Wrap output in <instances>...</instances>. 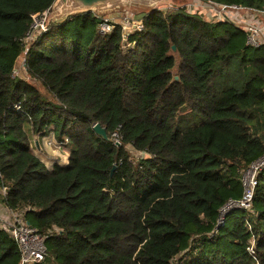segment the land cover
Returning a JSON list of instances; mask_svg holds the SVG:
<instances>
[{"label":"trees","instance_id":"obj_1","mask_svg":"<svg viewBox=\"0 0 264 264\" xmlns=\"http://www.w3.org/2000/svg\"><path fill=\"white\" fill-rule=\"evenodd\" d=\"M55 1L0 0L1 200L47 236L40 264H264V173L252 210L218 224L264 155V45L186 6L142 15L127 42L121 24L102 34L87 13L32 44L37 85L14 78L32 15ZM203 1L264 12V0ZM47 134L71 147L67 165L35 154ZM20 258L0 229V264Z\"/></svg>","mask_w":264,"mask_h":264},{"label":"built area","instance_id":"obj_2","mask_svg":"<svg viewBox=\"0 0 264 264\" xmlns=\"http://www.w3.org/2000/svg\"><path fill=\"white\" fill-rule=\"evenodd\" d=\"M216 6H221L223 17L226 20H221L220 22H228L227 11L228 9L233 10H242L241 6H223L214 3H210ZM227 9V10H226ZM51 9L47 10L44 13H38L32 15V24L30 30L27 32L23 43L25 45V61L23 69L26 67V55L34 42H36L44 33L47 32L50 23H48ZM252 10V9H246ZM254 12H259L252 10ZM125 14V13H123ZM134 16L131 13H126L121 17V25L124 31V41L127 42V39L130 35L132 24L134 22ZM100 20V32L106 34L111 32L114 29L113 22L109 19H104L103 16L97 17ZM140 26H135L132 30H138L139 32L144 29L143 22ZM256 24H237L240 28L246 31L247 33V42L248 45L253 47H259L264 45V30L263 27ZM130 44L127 43L125 48H129ZM18 71L16 67L13 71L12 76L16 78ZM18 110L21 109L20 105H16ZM114 142L120 144V139L117 134H114ZM142 153V152H141ZM143 154V153H142ZM140 154V156L142 155ZM264 173V155L250 164L242 172V186H243V195L240 199L229 200L220 210L219 225H224L227 216L236 211H251L252 203L255 195L256 187L259 183L260 176ZM5 189L0 190V229L4 230L18 245V248L21 252V258L19 264H40L44 262L47 258V236L42 235L36 228H34L25 218L24 212L14 211L5 205L1 200L2 193H5ZM252 254L254 253L253 248H251Z\"/></svg>","mask_w":264,"mask_h":264},{"label":"rangeland","instance_id":"obj_3","mask_svg":"<svg viewBox=\"0 0 264 264\" xmlns=\"http://www.w3.org/2000/svg\"><path fill=\"white\" fill-rule=\"evenodd\" d=\"M185 6L189 13L199 14L209 22H220L221 20H224V21L226 20V18L223 17V12H222L223 7L221 6H216L208 2H205L203 0H187V2L185 1L183 8ZM166 8H169V7L160 6L159 9L165 10ZM124 13L126 14V12ZM125 14L123 13L122 14H110L107 16H103V18L111 20V22H113L114 24H120L121 17H123ZM255 15L256 14H254V11L252 10L228 9L227 11L228 19L227 20L230 22H234L236 24H256L255 21L259 24H262V21H259V20L264 21V18H259ZM134 16H136L134 18L135 24H132V28H134L135 26L142 25L139 23L143 22V19H144V17L141 15L140 16L134 15ZM132 28H130L131 29L130 32L134 31L132 30ZM24 61H25V54L23 53L16 62V70L18 71L17 77L21 78L22 80H25V81H28V82H31L37 85L36 81L31 79L30 76H28L25 70L23 69L22 65H24ZM189 113L190 111L182 112L179 120L182 121L183 119H185L184 123H188V124L200 122L201 116L188 115ZM35 141L36 142L38 141V146L36 145L34 147V152L47 165L48 168L52 169L54 166H57V165L61 166L62 164H65V162L69 160V150L71 147L70 146L68 147L66 142L57 141L56 138L52 134L44 136L41 139L36 137ZM137 153L134 152L132 154L136 155L137 157L140 156L139 153L138 154Z\"/></svg>","mask_w":264,"mask_h":264},{"label":"water","instance_id":"obj_4","mask_svg":"<svg viewBox=\"0 0 264 264\" xmlns=\"http://www.w3.org/2000/svg\"><path fill=\"white\" fill-rule=\"evenodd\" d=\"M160 6L181 8L184 5L178 4L175 0H56L52 6L48 23L64 24L73 17L87 13H93L96 17L124 12L133 15H148L158 10ZM93 128L103 140L111 141L106 129L100 123H96ZM36 145L38 146V141ZM116 168L117 166L114 165L111 174Z\"/></svg>","mask_w":264,"mask_h":264},{"label":"crops","instance_id":"obj_5","mask_svg":"<svg viewBox=\"0 0 264 264\" xmlns=\"http://www.w3.org/2000/svg\"><path fill=\"white\" fill-rule=\"evenodd\" d=\"M114 14H122V13H114ZM254 14H256L255 16H257V17H259V18H264V12H254ZM259 14H261V15H259ZM140 16V15H139ZM142 16V15H141ZM259 21H262V24H258V25H260L261 27H263V30H264V21L263 20H259ZM255 23H257L256 21H255ZM47 135H51V134H47ZM47 135H44V136H47ZM53 135V134H52ZM44 136H41V137H38L39 139H41L42 137H44ZM54 136V135H53ZM68 162H69V160L67 161V162H65V164H62L61 166H65V165H67L68 164Z\"/></svg>","mask_w":264,"mask_h":264}]
</instances>
